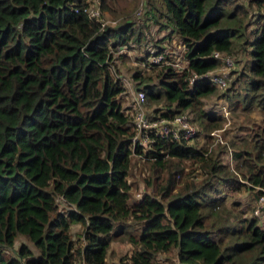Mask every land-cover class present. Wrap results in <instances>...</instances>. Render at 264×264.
I'll return each instance as SVG.
<instances>
[{"label": "trees", "instance_id": "1", "mask_svg": "<svg viewBox=\"0 0 264 264\" xmlns=\"http://www.w3.org/2000/svg\"><path fill=\"white\" fill-rule=\"evenodd\" d=\"M96 4L101 15L125 14L101 25L84 10ZM125 8L107 0H0V264H105L123 235L133 245L120 256L127 264H158L164 254L168 264H264V223L220 194L222 186L256 197L264 190V0H144L137 11L176 34L187 58L186 67L133 72L146 101L164 103L149 112L186 113L203 143L182 132L148 146L133 140L117 60L144 40L148 25L135 24ZM159 42L143 62L156 52L172 58ZM240 50L249 61L221 95L231 110L257 107L261 119L213 145L210 131L225 114L205 109L220 85L202 74L221 62L212 52ZM194 73L199 79L189 83ZM134 153L148 158L150 172L142 196L131 200Z\"/></svg>", "mask_w": 264, "mask_h": 264}, {"label": "rangeland", "instance_id": "2", "mask_svg": "<svg viewBox=\"0 0 264 264\" xmlns=\"http://www.w3.org/2000/svg\"><path fill=\"white\" fill-rule=\"evenodd\" d=\"M97 1V0H95ZM107 3L109 4L110 8H114L116 6H126L125 9L128 10V15L133 17V20H135V24H143L144 16L143 14L138 15L137 11H142L144 0H107ZM134 3V5H133ZM114 12L117 14V16H114L112 14V11L104 10L102 12L101 17H103L104 20L110 19L111 23H115V20H118L121 18L122 15L125 13L121 12L119 10H114ZM136 14V15H134ZM146 21V20H145ZM144 25H148L147 28H144V40H142L141 43L135 44V47L126 48L127 57L121 61L120 59L117 60L118 66H119V77L122 82V86H124V92L122 93V105L124 106H130L129 113H133V120L134 115L136 111V106H133V102L135 101V94L137 91H143L139 87L141 85L139 84L138 80H136L133 77V72H135L137 69H143L145 73H150L149 68L146 66L144 67L142 64V57H145V51L147 49L152 48L151 46H154V42H161L163 47L169 51L170 55H172V58H169V63L172 64V61H177L181 57L186 58L181 52V49L184 45L180 42V38L176 34H171L170 29L168 28H160L159 24H156L150 20L146 21ZM255 25L252 24L249 26V29L254 28ZM168 35V37H166ZM160 38V39H159ZM157 39H159L157 41ZM163 42H162V41ZM159 42V43H160ZM157 49V48H156ZM153 50V48H152ZM121 52V51H119ZM233 56V59L235 60V64L232 68H226L222 62H220L219 66L216 67L215 71L218 72L221 75L227 76V83L224 85H221L220 87H217V92L210 96L206 100L205 109H208L209 112H215V113H224L225 118L223 121V125L220 129L222 138L229 142L231 138H236L237 136L243 135V131L240 130L238 127L242 126H248L249 124H253L256 122H259L261 119V114L259 112V109L257 107H252L248 111L241 110V106L238 105L235 108H232L231 110V104L228 107V103L223 99L221 93L223 92V89L221 87L223 86H230L232 87V80L236 79L239 76V71L242 72L244 68L246 67V62L249 61V55L248 52L245 50V52L235 51L232 53H229ZM139 67V68H137ZM244 67V68H243ZM226 73V74H223ZM239 83H236L235 87L238 86ZM145 94V93H144ZM147 104V105H146ZM164 105L163 102H149L146 101L145 96V102H144V109L146 111H151L154 108H158L160 106ZM225 105L226 107H224ZM162 110L154 112V115H160ZM153 112V111H151ZM183 114V113H181ZM178 114V115H181ZM186 114V113H185ZM187 115V114H186ZM188 116V115H187ZM227 116V117H226ZM189 117V116H188ZM194 125V124H193ZM216 129H213L211 131H214ZM210 131V132H211ZM205 140V136L203 138V135L198 137L197 141L200 143H203ZM219 142H215L213 139L212 144L215 145ZM139 154H132L131 156V163L129 168V175L128 179L134 184V189L131 190L132 198L139 199L142 196V192L145 189V185L143 184L144 177L149 175L150 168L148 166L149 161L147 160V157H142ZM147 158V159H146ZM186 166L188 168L192 167L190 165V160H185ZM232 169L234 166L231 167ZM165 174L162 173V176ZM178 184L180 182L178 181ZM220 194H227L226 195V204H236V208H240L246 215L250 216L253 215V208L255 204L256 195L254 194V191L250 188L242 187L241 190H238L237 192H229L228 190L222 186V192ZM260 225H263L262 223H259ZM75 227V226H74ZM128 228L133 231L134 234H136L139 231V228L133 224L128 225ZM75 236V235H74ZM111 247L108 251L107 257L112 258L115 257L116 252L120 253V256L127 252V246L131 244L130 241H128L126 236H119L118 238H115L111 242ZM132 245V244H131ZM133 249V245H132ZM131 249V250H132ZM165 255V254H164ZM164 255H160L158 257V264H168L167 259Z\"/></svg>", "mask_w": 264, "mask_h": 264}, {"label": "built area", "instance_id": "3", "mask_svg": "<svg viewBox=\"0 0 264 264\" xmlns=\"http://www.w3.org/2000/svg\"><path fill=\"white\" fill-rule=\"evenodd\" d=\"M84 10L90 17H95L97 20H100L101 25H104V23L107 22L101 17L97 4L86 7ZM211 55L214 58L220 59L226 68H232L234 65L233 56L229 53L214 51ZM186 61L187 58L181 57L175 62L172 61V65L176 68L186 67ZM161 63H169L168 58L165 61V55L163 52H156L148 59V61L142 62L143 66L159 65ZM208 77L220 86L225 84L223 76H220L215 70H210L202 74V78L207 79ZM197 79H199V75L194 73L189 78V83H192L193 80L195 81ZM134 99L133 106H136V111L133 120L135 126L133 140L135 143L138 142L143 146H148L151 141H154L155 137H166L169 133L173 136H178L180 134L179 132H182L181 135L186 141H190L189 139H193L195 135H201L198 128L189 121V117L185 113L176 115L171 119H163L144 109L145 94L143 91H137ZM210 135L214 137L215 142L222 143L225 141L221 136L220 129L211 131ZM253 215L258 218L259 223H264V190H262L255 199Z\"/></svg>", "mask_w": 264, "mask_h": 264}, {"label": "crops", "instance_id": "4", "mask_svg": "<svg viewBox=\"0 0 264 264\" xmlns=\"http://www.w3.org/2000/svg\"><path fill=\"white\" fill-rule=\"evenodd\" d=\"M112 244V243H111ZM132 245L130 244L127 246V252L122 254L121 256L131 253ZM105 264H127L125 263V260L123 259L122 261L120 260V253L116 252L115 257L109 258L106 257V263Z\"/></svg>", "mask_w": 264, "mask_h": 264}]
</instances>
